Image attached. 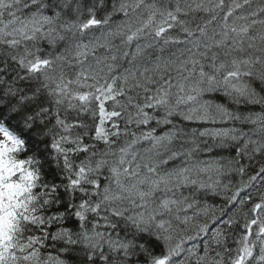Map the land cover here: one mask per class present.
Returning <instances> with one entry per match:
<instances>
[{
  "label": "snow or ice",
  "instance_id": "snow-or-ice-1",
  "mask_svg": "<svg viewBox=\"0 0 264 264\" xmlns=\"http://www.w3.org/2000/svg\"><path fill=\"white\" fill-rule=\"evenodd\" d=\"M245 5L0 0V264H264V0Z\"/></svg>",
  "mask_w": 264,
  "mask_h": 264
},
{
  "label": "trees",
  "instance_id": "trees-1",
  "mask_svg": "<svg viewBox=\"0 0 264 264\" xmlns=\"http://www.w3.org/2000/svg\"><path fill=\"white\" fill-rule=\"evenodd\" d=\"M116 2L118 3L119 0H116ZM190 2H191V0H190ZM236 2L241 3L243 5V0H236ZM173 3H174V0H173ZM232 3H233V0H225V5L226 6L230 5ZM106 4H107L106 8H100L97 11V18H101L102 19L104 17V15H105L106 11H111L112 10L113 0H106ZM260 5H261V0H250V5H245L241 9H238L236 11V15L237 16H239V15H247L251 11L256 10L257 7L260 6ZM226 10L227 9L225 8V11ZM45 14H51V13L47 12ZM204 15H205L204 13L198 12V13L190 15L188 17V19H192L193 16H195L196 19H199L200 17H203ZM259 18L264 19V16L259 17ZM3 19H4L5 22H7L8 17L5 16ZM122 19H123L122 14H116L113 17V27L115 26V24L119 23ZM241 23H243V22H241ZM102 31H104V29H99V28L98 29H93L90 32V37L92 35L100 36ZM87 38L88 37H86V39ZM116 43H119V41H116ZM38 44H39V47L41 49V53H40L41 55H47L48 53L55 54L56 52L63 50V48L65 46L64 42H58L55 46H50L48 44L47 40H40L38 42ZM101 51H103V50H101ZM165 55H167V53ZM251 83H252V86L257 90V92H259L261 96H264V85H262L259 80H253ZM205 99L214 100L215 102H218V103H225L233 111H236L237 107H238L237 105L230 103L227 100V98H225L220 93L208 94V95L205 96ZM238 110L240 112H242V113H247L249 111L258 112V111H261V106L260 105H245V104H241L239 106ZM237 126H239V125H237ZM188 127H189V130H190L191 128L211 127V125L190 124V125H188ZM101 147H102V145H101ZM231 155H234V149L232 151H229L228 149L215 148V149H213L212 153L202 154L201 155V159H209L211 157H215L217 159H219V158H227V157H229ZM83 158H84L83 156L80 157V159H83ZM220 179H221L222 184H228L229 181H232L233 184H236L238 182V180H239V177L235 176L234 174H225L222 177H220ZM244 179H247V176H245ZM248 192H251L254 195V197H255L256 185H253L251 188L246 189L245 193H242V196L247 194ZM201 199H202V203H206L209 206L223 205V204L227 203V201L223 198V192H221V195H215V196H213L212 194H208L207 196H203ZM247 207L250 208L251 204L247 205ZM67 226L68 227H72L73 225L72 224H68ZM234 231L238 233L241 230L239 228H237V229H234ZM230 244H231V238H230ZM60 247H63V245L62 244H58L56 248H50V249H47L46 251H50V252H52L53 255H57V254H59L58 253V249ZM157 251H159V249H157ZM60 255H61V258H68V257L65 256V254H60ZM70 259L73 262L77 261V257L75 255L72 256ZM140 259L143 260V257L141 256ZM84 260L86 261V257L84 258Z\"/></svg>",
  "mask_w": 264,
  "mask_h": 264
}]
</instances>
